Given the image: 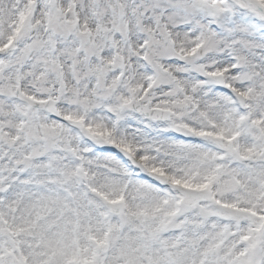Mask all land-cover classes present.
<instances>
[{
    "label": "snow or ice",
    "instance_id": "obj_1",
    "mask_svg": "<svg viewBox=\"0 0 264 264\" xmlns=\"http://www.w3.org/2000/svg\"><path fill=\"white\" fill-rule=\"evenodd\" d=\"M0 264H264V0H0Z\"/></svg>",
    "mask_w": 264,
    "mask_h": 264
}]
</instances>
